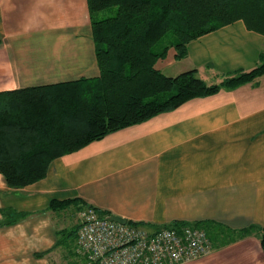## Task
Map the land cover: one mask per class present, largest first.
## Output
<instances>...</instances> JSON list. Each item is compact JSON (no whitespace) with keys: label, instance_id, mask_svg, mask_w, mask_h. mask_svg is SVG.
Masks as SVG:
<instances>
[{"label":"crops","instance_id":"obj_1","mask_svg":"<svg viewBox=\"0 0 264 264\" xmlns=\"http://www.w3.org/2000/svg\"><path fill=\"white\" fill-rule=\"evenodd\" d=\"M0 36V93L100 75L88 0H0ZM175 53L157 63L165 74L219 84L261 62L264 34L238 20ZM86 205L153 228L201 225L215 250L181 264H264V75L58 157L23 188L0 172V264H87L64 248L59 215Z\"/></svg>","mask_w":264,"mask_h":264},{"label":"trees","instance_id":"obj_2","mask_svg":"<svg viewBox=\"0 0 264 264\" xmlns=\"http://www.w3.org/2000/svg\"><path fill=\"white\" fill-rule=\"evenodd\" d=\"M88 4L100 75L0 93V172L11 188L42 180L54 159L110 133L264 75V56L254 69L229 74L219 84H208L196 69L169 76L157 67L171 48L175 58L182 59L192 41L238 20L264 34V0H88ZM108 11L113 14L106 16ZM168 35L169 44L155 51ZM75 201L53 200L50 208L60 211ZM260 238L264 249V227Z\"/></svg>","mask_w":264,"mask_h":264},{"label":"built area","instance_id":"obj_3","mask_svg":"<svg viewBox=\"0 0 264 264\" xmlns=\"http://www.w3.org/2000/svg\"><path fill=\"white\" fill-rule=\"evenodd\" d=\"M77 252L87 264H181L210 255L214 244L196 225L150 226L119 223L92 205L79 211Z\"/></svg>","mask_w":264,"mask_h":264},{"label":"rangeland","instance_id":"obj_4","mask_svg":"<svg viewBox=\"0 0 264 264\" xmlns=\"http://www.w3.org/2000/svg\"><path fill=\"white\" fill-rule=\"evenodd\" d=\"M115 11V10H114ZM113 14V12H107L106 13V16L107 15H111ZM172 38V35H168L166 36L164 39H162L155 47H154V50L155 51H160L162 50V48L169 44L170 42V39ZM172 49V48H171ZM170 57V59H169ZM169 57H167L165 59V61L162 63H160V66L159 68L163 65V64H166L167 62H169L170 60L173 59V52L169 54ZM184 63H177L174 65V68L176 70L178 69H181L182 67H184ZM173 68V69H174ZM171 74H173V71H171ZM80 211V210H79ZM59 215L61 216L62 215V219H64V221L67 223V231L69 233H71L67 238H65L64 240V248H68V250H71L73 252L76 253V248H77V242H76V238H75V233H73V231L75 230V227L77 226V224L79 225V212L77 211H74V209H72V211L68 210V211H64L62 213H59ZM77 218V219H76ZM77 220H78V223H77ZM145 225V224H144ZM172 226V225H170ZM150 228H153V227H150ZM153 229H156V228H153ZM72 231V232H71ZM77 254V253H76ZM81 260H83L82 258H80Z\"/></svg>","mask_w":264,"mask_h":264},{"label":"water","instance_id":"obj_5","mask_svg":"<svg viewBox=\"0 0 264 264\" xmlns=\"http://www.w3.org/2000/svg\"><path fill=\"white\" fill-rule=\"evenodd\" d=\"M109 218L122 224L128 223V219L121 216L111 215Z\"/></svg>","mask_w":264,"mask_h":264}]
</instances>
